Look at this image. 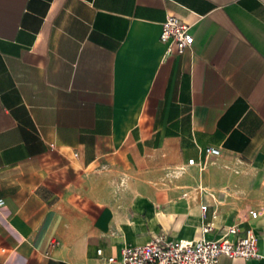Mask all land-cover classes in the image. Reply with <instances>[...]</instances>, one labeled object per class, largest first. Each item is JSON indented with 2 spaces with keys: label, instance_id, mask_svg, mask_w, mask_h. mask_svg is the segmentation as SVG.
Wrapping results in <instances>:
<instances>
[{
  "label": "crops",
  "instance_id": "0c3cea01",
  "mask_svg": "<svg viewBox=\"0 0 264 264\" xmlns=\"http://www.w3.org/2000/svg\"><path fill=\"white\" fill-rule=\"evenodd\" d=\"M0 198V264H111L235 224L259 257L217 264H264V0H0Z\"/></svg>",
  "mask_w": 264,
  "mask_h": 264
},
{
  "label": "built area",
  "instance_id": "2783aa9c",
  "mask_svg": "<svg viewBox=\"0 0 264 264\" xmlns=\"http://www.w3.org/2000/svg\"><path fill=\"white\" fill-rule=\"evenodd\" d=\"M192 25L176 15H169L162 23L160 39L168 45L166 54L184 53L194 43L191 32ZM209 156H219L221 149L215 146L206 148ZM195 163L194 159L188 161L189 165ZM5 204L0 198V207ZM207 205H202L206 210ZM256 218L257 211H250ZM213 229L212 224L203 227V232ZM258 238L253 227L243 233L238 225H228L223 228L221 237L207 239L201 237L193 240H175L166 234H159L143 245L125 246L120 257L106 258L111 264H217L220 257L225 255L232 259H250L259 257ZM102 256V250H99Z\"/></svg>",
  "mask_w": 264,
  "mask_h": 264
}]
</instances>
